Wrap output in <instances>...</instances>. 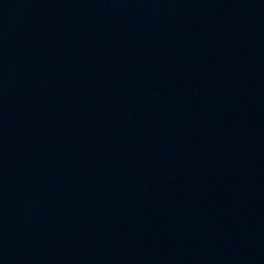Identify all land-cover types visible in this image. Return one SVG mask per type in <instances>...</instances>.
<instances>
[{"label": "water", "instance_id": "95a60500", "mask_svg": "<svg viewBox=\"0 0 264 264\" xmlns=\"http://www.w3.org/2000/svg\"><path fill=\"white\" fill-rule=\"evenodd\" d=\"M0 264H264V0H0Z\"/></svg>", "mask_w": 264, "mask_h": 264}]
</instances>
